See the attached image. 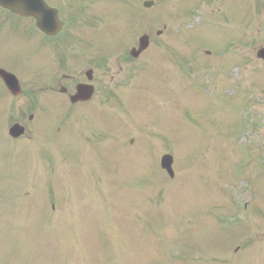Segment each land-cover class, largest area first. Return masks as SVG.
<instances>
[{
    "label": "rangeland",
    "instance_id": "374dc122",
    "mask_svg": "<svg viewBox=\"0 0 264 264\" xmlns=\"http://www.w3.org/2000/svg\"><path fill=\"white\" fill-rule=\"evenodd\" d=\"M145 1L154 2L150 10L142 8ZM224 1L82 0L86 16L96 17L95 32L89 28L87 36L97 45L93 55L111 56L105 69L96 70L97 93L90 104L100 113L96 116H103L84 120L89 109L81 108L69 119L70 128L79 130L80 141L94 144L104 135L98 131L112 134L110 123L120 129V145L130 136L139 141L119 150L114 144L108 156L99 157L80 144V170L72 159L59 178L70 183L65 200L75 209H62L64 217L51 226L42 223L40 205L48 194L40 178L37 193L28 192L27 199L14 195L13 187L35 177L30 159L13 153L0 137V195L7 196L6 203L15 202L5 206L0 196V264H264V64L254 57L264 46V0ZM158 30L162 34L156 37ZM238 31L240 43L232 41ZM143 34L149 35L150 47L141 60L118 65ZM234 42L236 47H228ZM225 45L228 53L222 56ZM117 46L126 50L111 52ZM235 51L243 63L238 67ZM187 56L189 63L212 65L194 73L187 65L182 71L172 68ZM13 58L6 59L7 67L14 66ZM31 58L23 80L35 79L38 68L47 65L46 49L29 50ZM218 62L226 66L221 71ZM134 68L143 69L126 83ZM213 73L217 80L211 79ZM47 80L45 75L42 82ZM46 100V110L53 101L59 105V99ZM30 106L24 102L17 109L19 120ZM91 122L98 131L88 127ZM5 123L0 120L1 135ZM34 126L46 134L48 113ZM131 127L144 131V137ZM60 139L58 151L75 146L69 135ZM112 142L106 138L100 144L109 149ZM169 153L178 176L171 184L158 169V156ZM46 170L40 167L37 173ZM96 182L105 192H95ZM244 206L253 210L246 213Z\"/></svg>",
    "mask_w": 264,
    "mask_h": 264
},
{
    "label": "flooded vegetation",
    "instance_id": "af4514ba",
    "mask_svg": "<svg viewBox=\"0 0 264 264\" xmlns=\"http://www.w3.org/2000/svg\"><path fill=\"white\" fill-rule=\"evenodd\" d=\"M81 5L82 0H0V120L6 122L4 134L0 133V137L9 150L17 152L16 155L50 158L48 149L41 144H48L52 131L46 130V134L43 130L37 132L34 125L43 113L49 111L44 106L47 96H51L53 100L59 99V105L53 101L52 110L60 118L64 110L65 90L68 91L71 87L75 89L81 80L80 72L76 76H65L64 73L65 63H69L71 67L70 62H77L71 57L66 59L65 50L76 45ZM49 9L56 11L55 14ZM55 27L60 29L51 31ZM48 32L55 34L49 37L46 35ZM41 48L47 51V65L38 68L35 79L23 80L21 73H26L32 61V58L28 61L29 50ZM90 49L91 45L88 47ZM13 56L14 66L9 68L6 66V59ZM60 62L64 66H60ZM4 73L14 77L20 88L19 92L8 90L2 77ZM45 75L49 80L42 82ZM11 76L5 75V79H12ZM62 88L64 89L61 90ZM24 102H30V111L25 112L26 115L19 120L17 109L20 110ZM14 125L23 129L16 138L10 136V129ZM62 126L57 124V140L63 131Z\"/></svg>",
    "mask_w": 264,
    "mask_h": 264
},
{
    "label": "water",
    "instance_id": "95a60500",
    "mask_svg": "<svg viewBox=\"0 0 264 264\" xmlns=\"http://www.w3.org/2000/svg\"><path fill=\"white\" fill-rule=\"evenodd\" d=\"M152 5L151 2H147L144 4V7L148 8ZM149 45L148 37L143 36L142 38L139 39V48L137 52H131V55L134 57H137L142 51L146 50ZM257 58L263 59L264 60V48L258 50L256 53ZM171 164H172V159L170 156L166 155L161 159V167L165 169L170 176H172V171H171Z\"/></svg>",
    "mask_w": 264,
    "mask_h": 264
}]
</instances>
